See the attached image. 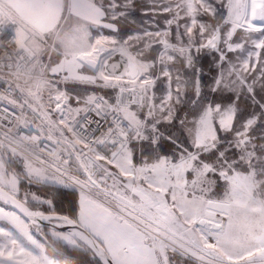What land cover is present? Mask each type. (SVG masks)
<instances>
[{
  "label": "snow or ice",
  "instance_id": "6c2138e0",
  "mask_svg": "<svg viewBox=\"0 0 264 264\" xmlns=\"http://www.w3.org/2000/svg\"><path fill=\"white\" fill-rule=\"evenodd\" d=\"M264 264V0H0V264Z\"/></svg>",
  "mask_w": 264,
  "mask_h": 264
},
{
  "label": "trees",
  "instance_id": "16d2710c",
  "mask_svg": "<svg viewBox=\"0 0 264 264\" xmlns=\"http://www.w3.org/2000/svg\"><path fill=\"white\" fill-rule=\"evenodd\" d=\"M63 261L72 264L73 261L77 259V257L71 251L61 250V257Z\"/></svg>",
  "mask_w": 264,
  "mask_h": 264
},
{
  "label": "rangeland",
  "instance_id": "374dc122",
  "mask_svg": "<svg viewBox=\"0 0 264 264\" xmlns=\"http://www.w3.org/2000/svg\"><path fill=\"white\" fill-rule=\"evenodd\" d=\"M65 264H70V263L65 262Z\"/></svg>",
  "mask_w": 264,
  "mask_h": 264
}]
</instances>
